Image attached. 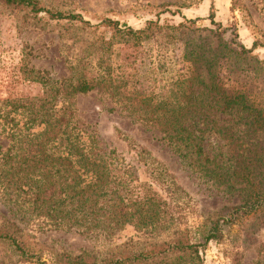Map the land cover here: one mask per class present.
<instances>
[{
    "label": "trees",
    "instance_id": "obj_1",
    "mask_svg": "<svg viewBox=\"0 0 264 264\" xmlns=\"http://www.w3.org/2000/svg\"><path fill=\"white\" fill-rule=\"evenodd\" d=\"M0 1L24 9L26 14L43 12L50 20H66L89 28L103 27L109 33L102 41L103 50L108 52L115 43L136 42L165 31L173 36L184 25H161L158 20H147L143 28L134 29L108 17L91 24L79 13L59 11L38 0ZM161 12L174 11L164 7L157 13ZM212 18L210 5L208 19L214 23ZM225 30L222 27L217 33ZM222 45L220 50L237 56L254 48L236 44L237 49H233L226 47V43ZM183 58L189 62L190 70L185 77L173 81L175 90L166 100L143 108L131 103L123 110L134 122L158 133L157 139L165 143L201 183L221 187L225 192L237 191L231 194L239 197L238 203L224 205L215 216L184 225L182 229L172 227L174 229L163 237L155 235L174 221L170 211L183 203L185 189L140 147L136 156L151 181L165 194L161 197L149 184L139 182L131 165L107 146L93 128L82 124L73 109L68 105L55 106L58 98L85 93L98 80L86 77L72 65L70 75L60 78H52L43 71L38 74L39 71L29 68L27 72L34 71L35 75L28 79L41 84V94L0 99V199L7 207V216L0 215V245L17 263L205 264L201 251L209 241L219 242L231 225L264 211V118L258 109L247 103L241 91L227 90L213 80L212 59L202 53L197 43L185 41ZM103 66V88H111L115 94L118 84L112 83L110 64ZM222 115L237 117L235 122L240 124V133L256 136L252 140L249 136L246 138L237 154L239 158L236 156L234 160L236 166L240 168L251 158L255 160L253 167L262 169L255 171L245 166L246 172L220 175V169L226 168V164L220 165L226 158L224 151L217 147L208 151L207 148L211 135L224 132L217 123ZM229 164L227 172L236 169ZM126 226L140 231L142 240L114 244L101 257L88 252L75 255L60 252L42 259L29 249L23 238V229L31 227L36 231H76L111 243ZM257 230L245 229L241 244L258 247L261 241ZM232 258L239 257L234 253ZM254 264H264V258Z\"/></svg>",
    "mask_w": 264,
    "mask_h": 264
},
{
    "label": "rangeland",
    "instance_id": "obj_2",
    "mask_svg": "<svg viewBox=\"0 0 264 264\" xmlns=\"http://www.w3.org/2000/svg\"><path fill=\"white\" fill-rule=\"evenodd\" d=\"M38 1L59 11L79 13L91 24L108 17L134 29L143 28L147 20H158L161 25L182 23L189 28L185 29L183 25L173 36L165 31L136 42L115 43L108 52L103 50L102 41L109 33L103 27L89 28L66 20H50L43 12L26 14L24 9L0 1V99L41 94V84L28 79L35 75L34 71L27 72L29 68L39 71L38 74L43 71L52 78H60L70 75L72 65L86 77L98 80L85 93L58 98L55 106L68 105L73 109L75 117L82 124L93 128L107 146L131 165L139 182L149 184L161 197L165 194L151 181L145 166L136 156L140 147L165 168L175 183L185 189L183 203L173 206L170 211L174 221L155 235L163 237L174 228L182 229L184 225L215 216L224 205L238 203L239 197L231 194L237 191L225 192L221 187L201 183L195 173L157 139L158 133L131 120L123 109H127L131 103L143 108L159 105L166 100L175 90L173 81L185 77L190 70L189 62L183 58V49L185 41H194L202 53L212 59L210 69L215 75L213 80L227 90L241 91L247 103L258 109L264 118V0ZM210 5L214 23L208 19ZM164 7L174 12L157 13ZM188 19L192 21L188 22ZM222 27L226 30L218 34ZM223 43L233 49H237L236 44L246 48L252 45L254 48L247 54L237 56L230 51L220 50ZM105 63L110 64V77L114 79L112 83L118 84L115 94H112L111 88H103ZM201 73L206 77L202 69ZM110 107L113 110H109ZM237 119L231 115L220 116L217 123L223 134L216 133L209 138L208 151H214L213 148L217 147L224 151L226 157L220 162L221 166L226 164L225 169H220V175L232 171L246 172V167H253L255 162L250 158L240 168L235 164L234 160L236 156L239 158L237 154L246 138L249 136L252 140V137H256L254 133H240V124L235 122ZM228 162L236 169L227 172ZM256 169L262 167H253V170ZM6 208L0 199V215L7 216ZM30 228L23 229V238L29 249L42 259L60 252L71 255L88 252L101 257L114 244L126 241L134 243L143 238L141 232L131 226L124 227L111 243L103 242L101 238L85 237L76 231H36ZM257 228L256 234L261 241L259 246L241 244L242 232L245 229L256 231ZM234 253L239 257L237 260L232 258ZM201 255L205 264H254L257 259L264 258V211L231 225L219 242L209 241ZM13 263L19 264L0 245V264Z\"/></svg>",
    "mask_w": 264,
    "mask_h": 264
}]
</instances>
